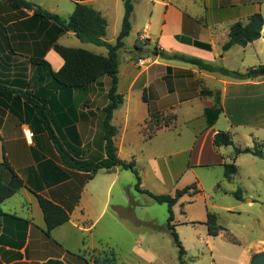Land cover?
<instances>
[{
  "label": "crops",
  "instance_id": "crops-1",
  "mask_svg": "<svg viewBox=\"0 0 264 264\" xmlns=\"http://www.w3.org/2000/svg\"><path fill=\"white\" fill-rule=\"evenodd\" d=\"M27 1L65 19L73 14L76 3L87 4L107 19L106 36L108 34V10L113 0ZM141 1L152 3V9L138 39L148 41L144 49L151 50L142 56L135 55L137 41L130 48L126 45L129 37L125 40L129 51H125V58L120 55L118 88L124 103L115 111L112 121L118 129L115 144L122 160H134L138 166L141 161L145 162L143 173L137 167L142 189L155 194H175L185 185H195L193 182L201 185L194 168L213 164L224 167L232 159L229 152L222 150L224 147H214V137L220 129L209 126L205 112L215 107V97L202 94V90L221 94L223 111L216 126L224 117L225 130L230 133L240 127L254 131L264 128V74L256 71L264 65V26L257 41L246 47L235 45L224 55L220 51L230 38L233 24L246 23L255 13L264 17V0ZM100 2H106L108 8L103 4L97 7ZM197 4L203 8L196 9ZM136 11L137 4H134L133 28ZM152 40H156L154 45ZM189 41L208 44L211 49ZM54 44L90 50L73 32L59 35L53 21L35 16L34 10L18 8L11 0L0 1V162L6 157L23 182L19 191L2 204L5 214L22 221L4 219L0 232V264H43L49 260L85 264V252L93 257L106 254L115 257L113 242L132 240L135 245L129 254H134L139 241L147 242L155 234L153 229L140 233L131 229L143 223L153 227L155 221L151 216L145 219L144 214L137 213V209L145 211L148 204L140 203L133 194L131 188L136 181L131 171L118 167L100 170L89 178L88 173L71 169L62 162L58 144L75 158L98 161L106 157L104 108L109 103L112 79L100 78L86 89H57L50 71H60L64 60ZM235 49L241 61L239 72L253 71L258 73L257 77L235 80L159 54L164 51L167 55H186L216 67L217 59L225 61L228 53ZM91 52L108 54V50L107 54ZM33 58L43 59L49 65L35 63ZM214 82L218 86H213ZM135 89L140 94L136 107L132 106ZM141 93H146L147 101ZM197 102L206 128L194 136L192 145L185 147L176 143L170 148L169 142L162 140L160 150L145 152L144 141H153L163 131L176 126L159 129L147 139L143 128L151 114H174L177 120L179 106H187L191 111ZM194 120L190 118L186 123ZM27 130L32 136L25 134ZM189 173L194 180L189 178L188 183H183ZM3 180L9 184L11 175L5 172ZM37 195L70 214V220L55 228L51 237L45 234L46 221ZM181 200L183 198L177 205ZM249 202L254 205L253 201ZM149 249L141 251L148 254ZM262 251L264 248H259L249 264Z\"/></svg>",
  "mask_w": 264,
  "mask_h": 264
},
{
  "label": "rangeland",
  "instance_id": "rangeland-1",
  "mask_svg": "<svg viewBox=\"0 0 264 264\" xmlns=\"http://www.w3.org/2000/svg\"><path fill=\"white\" fill-rule=\"evenodd\" d=\"M113 1L112 7L106 2L96 4L97 7L100 4H103L107 8L109 6L108 19L110 26L107 36L104 37L109 43L116 41L122 28L125 12L124 0ZM133 3L137 4L135 28H133L129 38L126 40V45L132 48L137 41L138 46L143 49L134 50V54L142 56L151 49H144L148 41L139 40L138 35L142 31L147 14L152 9V3L141 0L139 3L138 0H134ZM201 8H203L202 5H196V9ZM163 10L162 5V7L160 6L161 15L163 14ZM154 41L152 42L153 45L155 44ZM85 46L89 47V51L107 54L105 47H98L88 43ZM236 50L238 49L229 52L228 58L225 61L217 59L216 63L218 66L216 67L240 71L238 63L241 61L238 58ZM125 51L128 52L129 50L124 47L120 51L122 58H125ZM220 51L221 55L227 53L223 49ZM212 85L218 86L216 82ZM132 95V106L136 107L140 94L135 89ZM143 95L141 93V96ZM199 105V102H197L195 104L196 108L191 111L186 109L189 108L187 106H179L177 108V123L174 122L172 124L176 126L173 129L163 131L158 137H154L153 141H144L145 152L154 151L157 148L160 150L162 140L168 141L170 148L175 147L176 143L185 147L192 145L194 136L206 128L204 117L199 116L201 115ZM190 118H194L195 120L192 123H186ZM169 119L171 118H165V120ZM132 121H134V118ZM164 121L162 120L161 123ZM216 123L212 126L220 129V132H228L225 130L227 121L224 117L220 118L219 125L216 126ZM153 124L154 126L156 125V123ZM149 132H151L150 125L146 129V134H149ZM231 135L234 145L224 147L222 150L226 153L229 152V155L232 157L228 163H232L235 158L238 168V173L235 177L232 180L226 179L224 175L225 168L217 164L194 168L201 185L198 181L193 182L198 188L192 189L191 193L185 195L180 204L174 207V224L186 250V255L183 258L184 264H249V260L255 255V252L259 248H264V244H262L264 241V159L252 154H239L236 156L235 153L236 148H255L257 145L264 151V128L254 131L248 127H240L233 130ZM137 167H140L143 173L146 164L141 161ZM189 178L192 179L190 181L194 180L192 173L187 175L183 183H188ZM133 179L136 181L134 175ZM188 185L194 186V184ZM188 185H185V187H188ZM239 188L243 191L244 199L242 201L237 200L234 195ZM131 190H133V194L140 203L148 204L145 211L137 209L138 215L142 216L144 214L145 219H149L151 216L155 220L153 227L143 223L131 229L139 233L151 232L153 229L155 234L147 242L139 241L136 244L137 250L134 254H129V251L135 245L134 241L113 242L116 245L113 247L116 262L118 264H183L180 259L179 249L167 227L169 217L168 206L166 204L154 203L146 195L140 196L134 186H132ZM195 190L200 191L196 193ZM166 194L174 195V192ZM250 200L254 202V205L250 204ZM208 212L217 215V223L222 227L217 236L209 234L206 224ZM147 247L150 248L148 254L141 251V249L146 250ZM99 256L95 255L93 257L92 254L85 252V264H102L109 258L107 254L106 256Z\"/></svg>",
  "mask_w": 264,
  "mask_h": 264
},
{
  "label": "trees",
  "instance_id": "trees-1",
  "mask_svg": "<svg viewBox=\"0 0 264 264\" xmlns=\"http://www.w3.org/2000/svg\"><path fill=\"white\" fill-rule=\"evenodd\" d=\"M13 4L18 8H26L35 11V16L43 17L53 21L58 29V34H64L68 32H73L77 37L84 43H91L96 46L105 47L108 50L106 56L93 53L89 50L83 48H71L61 46L59 44H54V49L63 58L64 66L58 72L50 71V75L57 87V89H86L93 83L97 82L100 78L110 77L112 79V84L108 92L109 103L104 108L105 118H104V141H105V152L106 157L102 160L94 161L89 159H80L72 156L63 146L57 145V150L60 154L62 162L69 168L85 172L89 174V178H93L100 170H113L115 168H122L124 170L131 171L136 177L135 189L138 192L147 194L158 204H166L168 206V223L167 227L171 232L175 244L179 249L180 259L184 264V256L186 255V250L179 238L176 231L175 212L174 207L177 205L180 199L185 195L190 194L192 189L196 186H188L184 189L177 190L174 195L167 194H154L148 190H144L141 187L142 179L140 171L137 168V164L134 160L128 162L122 160L118 154V148L115 144V138L118 134V129L113 125V117L116 110H118L124 103V96L118 92L119 88V73H120V51L125 47V40L130 36L133 29L132 26V15L134 12V0H124L125 13L122 22L121 31L116 39L115 43H109L104 40L107 33L108 21L107 19L93 7L84 4L76 3L75 10L73 14L65 19L57 14H52L43 10L40 7H36L33 3L27 0H11ZM264 26V17L261 13H255L246 23L237 22L231 26L230 38L224 44L223 50L227 51L235 45L246 47L250 43H253L261 38L262 30ZM191 42V41H189ZM194 45L210 50L211 46L201 42H191ZM140 49V46H136ZM159 53V52H156ZM164 57L170 59L179 60L185 63L192 64L199 68L200 70L208 72H219L224 76H227L235 80L249 79L253 71H249L244 74L239 71H232L226 68H217L209 63H206L202 59L189 57L186 55H167L166 52L161 51L159 53ZM33 62L46 63L43 59H32ZM49 65V64H47ZM259 73L264 74V65L259 66L256 70ZM204 95H210L215 97V107L207 109L205 115L208 119L209 126L216 123L219 116L221 115L223 108L221 103L220 92H211L202 90ZM144 101H147L146 94L143 95ZM170 117L171 119L165 120V118ZM164 121L161 123V121ZM176 121V115L174 114H164L155 113L151 114V117L145 123L143 128V133L146 138H151L159 129L164 127H170ZM153 123H156L154 126ZM150 125L151 132L146 134V129ZM150 130V129H148ZM2 139L0 134V140ZM234 145V141L230 132H218L214 137V147H230ZM236 156L239 154H252L254 156L264 159V151L258 145L255 148H236ZM225 168V178L232 180L238 173V168L235 163V158L232 163H226ZM8 172L11 175L10 183H5L3 180V175ZM23 186L22 180L19 178L17 173L14 171L13 167L9 163L8 159L5 157L3 162H0V232L4 226V219L9 217L11 219L20 220L21 219L7 215L2 209V204L5 200L9 199L19 191ZM237 200L242 201L243 191L238 189L234 193ZM39 204L44 213L46 221L45 234L51 237V232L67 223L70 220V214L63 207L55 204L51 200L43 197L42 195H37ZM218 217L216 214L208 212L206 224L208 226V231L210 235L217 236L222 230V227L217 223ZM28 223V222H26ZM107 261L102 264H118L114 254H109ZM43 264H65L60 260H49ZM96 264V263H95Z\"/></svg>",
  "mask_w": 264,
  "mask_h": 264
},
{
  "label": "water",
  "instance_id": "water-1",
  "mask_svg": "<svg viewBox=\"0 0 264 264\" xmlns=\"http://www.w3.org/2000/svg\"><path fill=\"white\" fill-rule=\"evenodd\" d=\"M258 76V73H252L251 77L255 78ZM252 264H264V252L256 255L252 261Z\"/></svg>",
  "mask_w": 264,
  "mask_h": 264
},
{
  "label": "built area",
  "instance_id": "built-area-1",
  "mask_svg": "<svg viewBox=\"0 0 264 264\" xmlns=\"http://www.w3.org/2000/svg\"><path fill=\"white\" fill-rule=\"evenodd\" d=\"M25 134H26L27 136H32V134H31V132H30L29 130L25 131Z\"/></svg>",
  "mask_w": 264,
  "mask_h": 264
}]
</instances>
